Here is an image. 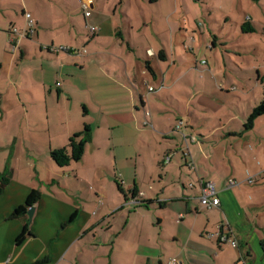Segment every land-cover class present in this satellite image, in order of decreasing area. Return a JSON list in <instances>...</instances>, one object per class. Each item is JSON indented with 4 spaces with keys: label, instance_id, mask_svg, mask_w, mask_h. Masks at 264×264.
<instances>
[{
    "label": "crops",
    "instance_id": "1",
    "mask_svg": "<svg viewBox=\"0 0 264 264\" xmlns=\"http://www.w3.org/2000/svg\"><path fill=\"white\" fill-rule=\"evenodd\" d=\"M25 11L35 23L18 38L13 29L26 28ZM210 18L192 0H0V175L7 178L0 264L34 262L30 251L42 239L60 248L45 264H79L93 250L90 257L105 264L257 262L263 143H252L249 129L231 127L240 122L231 110L238 104L212 101L213 89L225 88L216 73L233 72H213L203 51L217 50L218 42L232 50L227 36L248 40L258 29L244 31L245 21L264 28L261 17L247 15L225 35ZM62 45L71 51L49 49ZM86 124L91 141L67 166L106 171L113 180L103 173L95 198L72 203L56 196L69 191L53 176L58 164L49 154ZM21 152L32 162L19 164ZM208 181L220 199L214 208L201 202ZM117 182L136 196L126 198ZM45 183L55 195H44ZM33 189L43 194L33 216L11 217ZM27 218L33 234L16 243Z\"/></svg>",
    "mask_w": 264,
    "mask_h": 264
},
{
    "label": "rangeland",
    "instance_id": "2",
    "mask_svg": "<svg viewBox=\"0 0 264 264\" xmlns=\"http://www.w3.org/2000/svg\"><path fill=\"white\" fill-rule=\"evenodd\" d=\"M192 2H195L199 10L204 11L205 14H208L211 11L210 20H216L219 24L224 25L225 30L223 32L225 35L233 31L232 28L235 26V21L237 19H239L238 21L243 22L247 15H253L256 19L261 17L262 26L264 28V0H192ZM219 24H217L216 29L219 28ZM259 27L260 29H258L257 32L247 35L249 36L248 40L240 39L239 37L231 40L227 36V41L229 40L230 42V44H227L228 47L235 46L232 50L231 48L227 49V47L222 48L220 45L221 42H218L219 46L217 50L211 49L210 51L207 49L208 51H203V53H205V58L209 60L208 65L211 67L213 72H217L220 68L227 69V71L231 70V73L233 72L231 78H222V73H216L218 81L223 80L225 88L222 90L218 86H215L216 88L213 89L214 98H212V101H224L235 103L236 105L238 104V108L233 107L231 110L234 111L233 114L240 120V122L235 119L231 127L239 130H243L245 128L244 123H246L253 108L264 100V31H262L261 26ZM219 31L220 30L218 29L217 32ZM197 50L199 51V49L196 48V51ZM206 59L204 61H206ZM258 69L260 70V77H258ZM231 73L228 71L229 75H231ZM232 87L235 88L233 89ZM254 124L251 128H249L250 133H248V138L253 139L252 143L262 142L263 147L261 148V151L264 154V114L257 117ZM31 162L32 160L28 155L23 152L19 154V164L26 166ZM49 162L51 165L55 164L52 161L51 154H49ZM38 167L43 177L48 174L46 162L44 160L40 162ZM77 167V163H73L71 166H67L65 168H61L56 165L55 169H53L54 173H56L53 176H56L57 180H61L60 182L64 183L63 186L67 187L69 191H59V194L56 196L72 203L76 200L79 202L80 199L78 197L82 200L95 198L97 196L96 189L100 188L101 182L102 184L104 183V181H102V176L106 173V171H97L93 168L90 169L89 167H86L88 170L83 168L77 169ZM91 171L94 172L91 173ZM106 175L113 180V176L111 174L106 173ZM77 176H80L81 178H78ZM261 180L262 182L259 184L263 185L264 176ZM49 189L50 186L48 184L44 185L43 191L45 196L54 194L51 193ZM56 191H58V186L56 187ZM259 214V225L261 226L260 232L264 244V202L261 206ZM99 232L100 231H98V233ZM89 238L91 239L92 237L89 236ZM262 241L257 239L254 242L257 255V262H255V264H264V246ZM39 242H41V244H37L36 249L34 251H30L31 256L35 257L34 262L40 260V258L37 257L38 253L45 251L47 252L43 254L41 258L44 256L50 257V255L53 258H58L60 248H56L54 242L50 243L47 239H45V241L42 239ZM94 254L95 251L93 250V252H89L87 256H81L77 263L105 264L99 262V260L95 261L94 258L90 257ZM21 257L24 256L22 255ZM240 264L243 263L240 262Z\"/></svg>",
    "mask_w": 264,
    "mask_h": 264
},
{
    "label": "trees",
    "instance_id": "3",
    "mask_svg": "<svg viewBox=\"0 0 264 264\" xmlns=\"http://www.w3.org/2000/svg\"><path fill=\"white\" fill-rule=\"evenodd\" d=\"M257 29L259 28L252 26L251 21L249 20L243 23V30L246 32L256 31ZM263 114H264V100L253 108L252 112L250 113L244 125L245 128L246 129L251 128L254 124L255 119ZM91 138H92V129L89 124H86L82 131L77 132L70 137L69 142L66 146L52 150L51 157L59 166L62 167L67 166L72 162H78L83 158L86 145L88 142L91 141ZM6 181L7 178L4 176V174H1L0 189L3 187V185H5ZM117 183L119 185V189L126 198H128L129 196L132 197L136 196L135 189L126 190L123 187L122 183L119 182ZM42 195L43 194L39 189L31 190V192L28 194L25 200V203L15 208L11 214V217H19L21 215H25V213H27V211L30 208L35 207L37 203H39V201L42 198ZM30 224L31 221L28 218L25 225L23 226L21 233L17 236L15 240L16 243H21L23 240H25L28 234H33L30 229ZM47 262H48V258L45 257L30 264H45Z\"/></svg>",
    "mask_w": 264,
    "mask_h": 264
},
{
    "label": "built area",
    "instance_id": "4",
    "mask_svg": "<svg viewBox=\"0 0 264 264\" xmlns=\"http://www.w3.org/2000/svg\"><path fill=\"white\" fill-rule=\"evenodd\" d=\"M82 8L85 11V15L88 16L90 15V10H89V3L83 2L82 3ZM25 17H26V28L19 32L17 28H14L13 31L19 35L18 38L23 37L26 34V31L28 28H33L34 26V19L31 16V13L28 11H25ZM90 31L91 33H95L97 31V28L95 26H90ZM16 41H19V39H16ZM52 52H60V51H71V48L67 47V46H53L49 48ZM205 62V61H203ZM149 91H153L154 87L153 86H149L148 87ZM151 114L150 111H146V115L149 116ZM145 124H150V121L148 119L145 120ZM184 124L183 120H180L177 128H179L181 125ZM191 139L194 141L197 139V137L195 135H191ZM248 183L253 184L255 182V178H249L247 180ZM231 184H239L238 181L236 180H231ZM201 202L206 205L207 208H214L220 205V199L217 196V189L215 187V184L212 181H208L205 183L204 187H203V194L201 197ZM222 226H221V230L222 231ZM221 240L225 241L228 240L227 236L224 234H221ZM231 243L233 244V246L237 247L238 246V242L236 240L230 239ZM168 264H176L175 260H170L168 262Z\"/></svg>",
    "mask_w": 264,
    "mask_h": 264
},
{
    "label": "water",
    "instance_id": "5",
    "mask_svg": "<svg viewBox=\"0 0 264 264\" xmlns=\"http://www.w3.org/2000/svg\"><path fill=\"white\" fill-rule=\"evenodd\" d=\"M34 211H35V208L32 207V208H30V209L27 211V213H28V215H30V217H32L33 214H34Z\"/></svg>",
    "mask_w": 264,
    "mask_h": 264
}]
</instances>
